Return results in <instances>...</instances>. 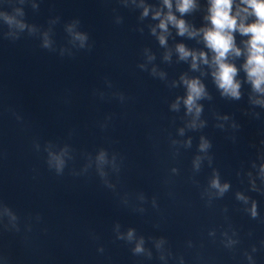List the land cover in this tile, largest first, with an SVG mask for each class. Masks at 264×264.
<instances>
[{
    "label": "clouds",
    "instance_id": "obj_1",
    "mask_svg": "<svg viewBox=\"0 0 264 264\" xmlns=\"http://www.w3.org/2000/svg\"><path fill=\"white\" fill-rule=\"evenodd\" d=\"M21 4L25 0H19ZM125 5H127L128 0H122ZM132 3H136V0H131ZM234 2L235 0H208V15L205 20L208 21L210 27H203L196 29L189 25L184 19L178 18L172 11L173 4L172 0H163V7L168 11L164 12L163 9H157L153 12L152 19L159 20L156 27L151 28V33L157 36L160 46H167V36L169 33V25L176 29V34L180 37L187 36L189 39H194L202 34V39L204 46L210 50L214 55L209 60L208 53L205 51H195L186 47L183 43L176 45V52L178 57L182 61H187L191 58V69L193 71L198 70L199 65L202 63L213 68L211 73L214 83L217 88L221 91L222 96L231 97L233 99L239 100L241 97L240 87L241 84L236 80L237 68L234 64L228 63L229 55H234L239 57L242 55V50L236 46L234 33L239 32L242 36H247L248 39L244 41L246 53L245 63L243 64V69L246 72L247 80L251 84L252 89L255 93L264 94V0H239V3L235 5L234 12ZM138 7L143 8L141 13V18L147 17L149 15L150 6L145 5L143 0H140ZM176 11L180 13L181 17L187 13H190L197 7L196 0H176ZM24 12L20 8H16L13 14H8L5 12H0V18L3 19L4 24L7 25L9 29L16 28L23 31L28 25L25 23L23 17ZM20 17V18H18ZM249 17H255L252 23H246ZM119 22V21H118ZM79 20L73 21L71 24L66 26V31L71 36L72 42H78V46L81 49L90 50V45L88 43L89 36L86 32H81L77 30L79 25ZM4 26V25H0ZM157 28L160 30L157 34ZM48 46V41L45 40V47ZM149 61L154 59V56L148 57ZM170 59V53L165 54V60ZM140 67H144L141 65ZM152 73L155 74L156 70L153 69ZM181 82L186 88V96L183 98L177 97L176 101L171 105L173 111H179L181 99L183 105L186 109V114L192 115L193 120L188 125L190 128L203 127L204 122L201 121L199 125L197 120L203 111L202 106L198 103L199 100L207 97V92L205 85L201 82L199 78H187L186 76L181 77ZM123 98V97H121ZM254 104L264 107V101L253 100ZM13 115L16 117L17 121L21 122V117L15 112ZM180 134L183 135V129L180 130ZM264 143V141H262ZM187 146H191V140L186 142ZM33 147L35 151L40 152V144L38 141L33 142ZM51 145L46 144L43 150L46 153V164L47 167L54 171L56 175H62L66 167V161L64 159L66 149H62L59 153L50 150ZM211 148V142L203 137H201V142L199 144V152L207 153ZM206 157L196 156L193 160V169L195 172H199L201 163ZM98 165H104L108 163L106 153L101 151L97 156ZM113 168L118 173L119 168L115 165V160L113 159ZM209 163L211 159L209 158ZM174 174H178V169H172ZM100 175L102 177L106 176V173L100 169ZM259 176L262 181H264V164L260 166ZM107 183V181H106ZM108 187L114 188L115 185L108 184ZM230 185L228 183H221L220 175L218 172H214L212 179L209 181L208 188L201 194V198H207L206 203L208 206L211 205L213 199L221 198L226 192L229 191ZM253 188H255V183L253 182ZM171 195V194H170ZM237 199L247 203V198L242 194L237 193ZM139 199L142 203L147 202V198L140 194ZM153 208H158L156 203V198H152ZM141 212L145 209L141 208ZM250 215L253 219L258 217L257 204L252 203L250 209ZM34 220L36 223H40L42 217L40 214H36L34 217L29 216L28 222L25 223L24 228L26 231H32V223ZM21 218L8 204L0 200V229L5 231H21ZM119 225H117V228ZM226 235V233H225ZM94 239H98L93 237ZM117 239H125L124 235H118ZM126 239L131 242L135 239V230L129 229L126 234ZM144 238L141 237L134 247L133 254L140 255L145 253L144 248ZM165 240L163 238L155 242L157 250L160 252L159 259L165 260V254L163 252V245ZM236 241H229V244H234ZM98 252L103 253V246H99ZM171 255V253H169ZM147 256L149 259L152 257V253L148 252ZM251 259V257H249ZM0 261L3 264H8L7 257L0 255Z\"/></svg>",
    "mask_w": 264,
    "mask_h": 264
}]
</instances>
